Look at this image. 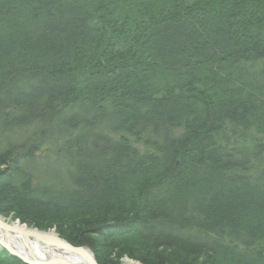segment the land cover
Segmentation results:
<instances>
[{
  "label": "trees",
  "instance_id": "obj_1",
  "mask_svg": "<svg viewBox=\"0 0 264 264\" xmlns=\"http://www.w3.org/2000/svg\"><path fill=\"white\" fill-rule=\"evenodd\" d=\"M157 1L0 0V214L68 226L70 243L95 251L90 233L111 226L147 264H264V0H205L207 14L165 0L191 24L172 10L144 56L104 59L110 40L93 20ZM235 7L248 27L225 25ZM128 63L137 72L113 79ZM94 64L78 85V66ZM53 154L73 187L56 201L35 185Z\"/></svg>",
  "mask_w": 264,
  "mask_h": 264
},
{
  "label": "rangeland",
  "instance_id": "obj_2",
  "mask_svg": "<svg viewBox=\"0 0 264 264\" xmlns=\"http://www.w3.org/2000/svg\"><path fill=\"white\" fill-rule=\"evenodd\" d=\"M197 1H202V3H203L202 4L203 7H201L202 10H203V8L204 9H208V10H206V11L204 10L202 12L207 14L210 11V8L209 7H205V5H207L205 3V0H197ZM196 2H195V4H196ZM157 3H159V5H153V6H155L154 8H157L160 11L159 19H158V17H150L149 16V14L153 13V11H154L153 10L154 8L150 9L149 4L138 7V6L133 5V4H129V3L124 4L123 3V4H121L120 6L117 7V11L114 12L113 14L107 12L108 15H107V17H104V19H101V17L99 16V17H97V19L95 18L93 20L94 21L93 24H96L102 30V34L101 35L102 36L104 35L103 38H105L107 40H110V42H109V44H111L110 45V49L107 48V53H105L104 54L105 57H103L104 59L107 58L106 60L112 61L113 58H114V59L120 60L122 63H126L128 61H126V60L124 61V60H122V58H126V59L128 58V59H131V62L134 63L136 58H138L140 56H144L143 55V51L146 48L141 46L142 41L145 40L147 38V36H149L150 34H153V33H156V32L157 33L160 32V30L159 31H157V30L160 27L162 28V24L159 25L158 27H156L157 23L155 21L156 20L157 21L163 20L165 18V16L170 17V14L172 13V10H177L178 13L180 14L179 15V19L183 20V21H180L178 24H185V25L189 26V24H191L190 20H194V18H191V17L187 18V17H185L184 14L182 15V13H180L179 10L176 7L174 9H170L172 7L167 5V4H165V0H159V1H157ZM226 3H227V0H221V7H223V6L226 7ZM227 4L231 7V4H229V3H227ZM187 6L188 7L185 10L189 11V10H194L195 9V8H193V6H194L193 2H188ZM182 7L185 8L184 6H182ZM238 7H240V6H238ZM238 7H235V8H232L231 10H229V11L228 10L226 11V12H230V15L228 16L229 19H228L227 22H225V25L229 29L233 30V28H236L238 26H246L247 25V27H248V25H250V23L249 24H247L245 22L242 23L241 20H239L238 15L231 14L232 12L234 13V10L239 9ZM209 18L213 20L214 16L210 15V17H206V19H209ZM182 22H184V23H182ZM197 23H200V22H197ZM216 23H220V22H218L216 20ZM225 25L223 24L222 27L219 26L220 28L218 30L219 31L222 30V29L224 30L226 28ZM252 28H256V27L252 26V27L249 28V30H251ZM201 30H202V28H201ZM157 35L158 34H154L153 36L150 37V39H154ZM136 36H138V37H136ZM203 36L205 37L204 33H203ZM200 38H201V40H205L206 39V38H202V37H200ZM118 54L119 55L120 54H124V55H122V58H118L117 57ZM216 54L217 53H211V55L214 56V57H212V58H214L213 61L216 62V63H222L223 62L222 56L216 55ZM112 56H115L116 58L112 57ZM190 57H191V61H193L196 58L195 55H190ZM190 57H189V60H190ZM94 59H96V58H94ZM96 62L97 61H95V64H96ZM133 63L123 64V68H121L119 70H115L112 73L113 74L112 78L113 79H118V75L117 74H125L126 68L129 69L130 64H133ZM95 64L93 66L90 65L91 67L90 66L86 67L87 72L83 71L84 70V66L83 65H79L78 66V68H77L78 71L77 72L75 71L76 80H77L76 83H78V85L79 84H80V86L86 85L84 83V79L86 77H90V74H94L95 72L100 70V68L96 67ZM135 64H137V66H141L140 64L138 65V63H135ZM197 66H198V64L194 65L195 68H197ZM124 67H126V68H124ZM135 72H137V71L134 69L132 71H128L127 70L126 73L135 74ZM96 74H101V73L99 72V73H96ZM241 79H242V81H244L243 78H241ZM97 80L101 81V82L102 81L106 82V80L102 76H100ZM80 81H81V83H80ZM242 81H240V82H242ZM161 87L163 88L164 86H161ZM159 88H160V86H159ZM174 91L176 93L178 92L177 90H174ZM83 93H84L83 96H85V98H90V96L88 94H86L85 92H83ZM183 95H185V94H183ZM152 96H153V94L152 95L149 94V97L152 98ZM88 151H89L88 149H84L83 153L84 152H88ZM36 157L40 158L41 155H36ZM59 160H58V157L55 154H53L51 156V161L50 162H54V164L49 163V164H47V166H45L44 170H40V171L37 172L39 174L37 176H39V181L38 182L40 183V185L38 184L37 181H36V184H35L38 187L39 190L43 191L46 188H47V190H50V193L47 195V197H48L49 200H53V201H56V197L58 196L57 195V193L59 192L58 188L60 189L61 187H63V188L65 187V188H67V190L73 188L72 187V183L68 181L70 176L67 174L63 163H61V162H63V159L60 160V162H59ZM19 161H22V165L25 166L23 168L24 170L28 168L29 164H25V159H20ZM33 162H35V161H33V159H31V164L35 165ZM44 165H45V163H43V166ZM18 166L20 167L21 164H19ZM5 169H9V168L8 167H4V168L1 167L0 171L1 170H5ZM18 172H20V170H18ZM124 190H125V194L127 195L128 199H129L130 196H128V195L132 192V190L125 189V188H124ZM133 198H135L134 200L136 202L138 200L141 201V199H143L142 197H140V198L133 197ZM3 218L5 220H7L8 222H10V223L12 221L16 220L12 215L3 216ZM22 225H24V224H22ZM25 227L29 231H37V232H43V233L55 232L57 234V231H58L57 229H55V226L52 227V226H47V225H41V226H36L35 225V226H32V224L28 223ZM64 231L65 232L60 233L59 235L57 234L58 237H60L61 239H63V237L65 238V234L69 235L70 233H72L69 230L68 226L65 227ZM6 235L3 234V235H1L2 237L0 236V262L1 263H3V264H56V263H53V262L51 263V261H49V260H48V262H41V261H35V260H32V259L29 260L27 257L26 258L23 257V256H25L24 252L22 250H20V248H16L15 246H13L14 244L11 242V240L5 239L8 236V235L7 236ZM120 236L121 235H119V237ZM21 239L23 240L24 238L21 237ZM26 241H28V240H26ZM26 241L23 240V242H25V245H30L29 242H26ZM70 246H72L73 248H78L79 247V246H76V245H70ZM101 250H103V249H100L98 252L100 253ZM53 253L57 254L58 252H57V250H53ZM124 253H125L124 247H122L121 251L113 250V252H111V251L108 252L107 256L106 255L104 256L103 260L106 263V260H109V258H113L116 255H119V256H121L119 258V263L120 264H124L127 260L128 261H133L136 264H141V260H143V259H141V257L142 258H148V257L141 256L139 254H136V253H135L134 257L129 258L128 256L125 257V255H123ZM22 260L25 263L22 262ZM108 263H106V264H108ZM145 264H147V263H145Z\"/></svg>",
  "mask_w": 264,
  "mask_h": 264
},
{
  "label": "bare ground",
  "instance_id": "obj_3",
  "mask_svg": "<svg viewBox=\"0 0 264 264\" xmlns=\"http://www.w3.org/2000/svg\"><path fill=\"white\" fill-rule=\"evenodd\" d=\"M239 74H243V72ZM42 153H44L43 146H41L40 153L37 154L38 155L41 154L42 156ZM62 195L65 196V193L62 192ZM3 216L5 215L0 214V236L3 234L4 235L7 234L9 237L6 235L7 237L5 239L11 240V242L14 244L13 246H15L16 248H20V250L24 252L25 256L23 257L25 258L27 257L29 260L32 259L41 262H48L49 260L51 261V263L53 262L56 264H70V263L71 264H106L109 261L110 262L108 264H120L119 258L121 256L119 255H116L113 258H109V260H106V263H104L105 261H102V263L99 262L96 256L98 254L97 251L103 249L100 252L102 253V255L104 254L107 256V253L110 251L111 252H113V250L121 251L122 247L128 248V246H130L129 245L130 243H123V240H127L126 238L119 239V236L118 238L114 236L115 234L118 233L114 232L113 231L114 229L111 226L105 228L104 235L98 233H90L88 238L94 241V244H100L99 247L95 246V248L97 249V251H95L92 250L91 246H87V245H82L79 246L78 248H73L72 246H70L73 244L69 243L67 239H65L64 237L63 239L58 237L60 233L65 232L64 231L65 226L55 228L58 230L57 231L58 235L55 232L43 233L37 231H29L25 227L27 223L22 222L21 220L15 218L14 216L13 217L16 220L12 221L9 218L12 221L10 223L7 220H5ZM21 223L24 224L25 226L22 225ZM129 228H130L129 225L125 224L121 230L126 231ZM5 229L10 232H7ZM25 233H26L25 238L28 240L30 245H25V242H23V240L21 239V237L25 235ZM105 234H109L110 236H113L112 240L110 241L111 243L108 244L104 243V239L106 240ZM131 249L134 250V245L131 246ZM53 250H57L58 253L57 254L53 253ZM137 253L139 255H144L142 254V251L139 248L137 249ZM123 255H125V257L128 256L127 254H123ZM128 257L132 258L130 256ZM141 259L144 258L141 257ZM22 262L24 261L22 260ZM124 264H136V263L127 260ZM141 264H145V263L141 260Z\"/></svg>",
  "mask_w": 264,
  "mask_h": 264
},
{
  "label": "water",
  "instance_id": "obj_4",
  "mask_svg": "<svg viewBox=\"0 0 264 264\" xmlns=\"http://www.w3.org/2000/svg\"><path fill=\"white\" fill-rule=\"evenodd\" d=\"M5 228H6V227H5ZM5 230H6V229H5ZM6 231H7V232H10V231H8V230H6ZM25 236H26V233H25V235L22 236V238H24V239H23L24 241L27 240V239L25 238ZM26 242H28V241H26Z\"/></svg>",
  "mask_w": 264,
  "mask_h": 264
}]
</instances>
